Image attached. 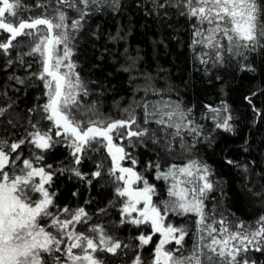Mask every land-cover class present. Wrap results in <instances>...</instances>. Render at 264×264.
<instances>
[{"label": "trees", "instance_id": "trees-1", "mask_svg": "<svg viewBox=\"0 0 264 264\" xmlns=\"http://www.w3.org/2000/svg\"><path fill=\"white\" fill-rule=\"evenodd\" d=\"M183 2L107 0L86 9L88 15L74 33L73 62L86 89L81 103L106 119L134 113L140 127L147 129V135L134 141L132 153L138 169L155 188L154 202L161 208L162 201L169 199L172 181L158 179V172L166 173L173 165L182 167L195 161L207 167L213 185L203 199L206 223L218 230L222 219L231 231H237L239 224L244 229L255 228L264 216V41L254 49H241L243 55H233L226 50L227 40L221 38L225 48L217 61L215 50L194 43L201 39L194 35L201 26L182 14L187 11ZM20 3L19 19L52 17L57 9L67 13L68 22L79 19L74 10L57 0ZM257 3L264 22V0ZM19 19L7 18L15 24ZM7 36L0 30V42ZM32 46L31 37L21 36L7 55L0 50V142L10 145L24 141L10 156L20 157L16 173H20L25 159L45 168L52 176L47 191L52 197L49 212L53 216L65 220L70 213L64 209L72 212L83 208L86 222L75 224V231L93 237L96 233L89 229L101 227L122 243L115 255L96 253L103 264H132L137 255L142 264H151L157 235L141 247L137 237L149 233V229L121 223L122 204L108 174L111 161L106 151L92 143L80 153L77 164L70 141L57 137L56 129L46 119L44 88L37 78L38 58L27 55ZM161 101L178 105L185 112L188 126L182 127L178 135L175 128L157 125L154 119L145 123L144 105L151 108ZM226 117H231L230 130L217 127ZM193 128L195 131H190ZM37 130L52 136V145L44 152L29 142V134ZM34 154L42 155L43 160L35 161ZM77 171L80 176L75 174ZM96 171H100L99 177H93ZM167 220L185 231L178 255L190 254L201 235L203 243L210 242L206 231L198 233L195 215L169 212ZM65 244L61 252L45 254L47 264H57L56 257L60 258L59 264H64ZM203 251L207 253V249ZM244 256L250 264H264V251L250 250L241 258ZM201 259L209 264L205 256Z\"/></svg>", "mask_w": 264, "mask_h": 264}, {"label": "snow or ice", "instance_id": "snow-or-ice-1", "mask_svg": "<svg viewBox=\"0 0 264 264\" xmlns=\"http://www.w3.org/2000/svg\"><path fill=\"white\" fill-rule=\"evenodd\" d=\"M106 2L107 0H57L58 4L65 5L79 15V19L73 18L69 25V17L62 9H57L52 17L39 16L24 20L18 17V10L22 6L20 0H0V30L8 34L6 41L0 42V50L7 55L13 42L21 36L38 41L27 55H39L41 58L42 71L38 79L44 82L47 90L45 94L48 100L43 106L46 119L56 129L57 137L70 141L69 146L74 149L72 154L77 164L80 163L77 153L83 152L92 143H100L106 148L111 158L108 174L113 177L115 194L122 204L121 223L137 228H150V234L145 232L137 237L141 247L148 245L153 236L159 234L151 264H204L202 255L209 264H250L246 256H241L250 250L264 251V216L260 217L255 228L244 229L243 224H239L237 231H231L223 219L219 221V230L213 224L206 223L203 199L213 187L208 180L206 166L191 161L182 167L173 165L166 173L158 172V179L172 181L167 192L169 199L162 201L161 208L154 202L157 195L155 188L133 167L122 165L127 153L123 146L114 142L115 138L143 137L147 135V129L132 130L131 126L136 123L134 117L109 123L90 120L86 127L73 118L71 109L79 106L77 98L82 93L86 94V89L70 59V43L73 39L71 33L81 27V20L88 15L86 9ZM183 7L187 11L182 14L189 19L194 18L196 24L201 26L194 33L201 39L194 43L215 50L217 61L222 59L221 53L225 48L221 38L227 40L226 50L233 55H243L241 49H254L264 41V22L261 21L262 13L257 0H184ZM7 16L19 19V23L8 21ZM204 25L208 27L205 29ZM59 46H62V55ZM204 62L206 61L202 60ZM144 107L145 123L154 119L157 125L175 128L177 135L182 127L188 126L185 124L186 114L178 105L161 101L151 108L147 104ZM210 111H216L217 114L219 112L212 109ZM229 119L231 117L224 118L223 124L218 123L217 127L230 130ZM121 129L126 131L121 133ZM190 131L194 132L195 129ZM29 135V142L40 152L51 147L52 136L49 132L41 133L37 130ZM23 143L24 141H20L8 145L0 142V264H47L45 254L61 252V245L65 241L64 264H103L96 253L102 251L115 255L122 243L108 236L101 227L89 229L96 233L93 237L75 231V224L86 222L87 213L83 208L72 212L64 209L65 213H70V217L65 220L49 212L52 197L45 185L51 181V174L43 167H35L33 161L27 159L23 160V168L17 174L16 160L20 157L10 159L11 153H15ZM34 155L35 161L43 160L42 155ZM132 163L135 165L134 160ZM75 174L80 176L78 171ZM100 175V171L93 173V177ZM180 177L185 179L181 180ZM138 183H142L143 187H134ZM34 193L39 195V199H33ZM169 212L195 215L198 233L206 231L210 242L203 243L204 237L201 235V241L190 254L176 255L182 247L185 231L165 223ZM42 218L51 219L50 226L56 229L59 238L41 226ZM217 231L220 233L219 239L215 235ZM173 242L177 247L169 249L167 245ZM204 249L211 255L205 253ZM76 250H79V254ZM56 260L59 264L60 258L56 257ZM132 264H142L141 257L137 255Z\"/></svg>", "mask_w": 264, "mask_h": 264}, {"label": "rangeland", "instance_id": "rangeland-1", "mask_svg": "<svg viewBox=\"0 0 264 264\" xmlns=\"http://www.w3.org/2000/svg\"><path fill=\"white\" fill-rule=\"evenodd\" d=\"M8 17H10V18H13V17H11V16H7L6 17V19L8 18ZM12 20V19H11ZM67 23L70 25L71 24V21L70 22H68L67 21ZM69 31H71L70 29H69ZM75 33V32H74ZM74 33H71V35L73 36V39L71 40V43H70V47H71V49H72V56H71V61H72V63L74 64V62H73V58H74V55H75V48H74ZM31 39H32V41H33V46H34V44L36 43V42H38L37 40H35L34 38H32L31 37ZM60 47V54L62 55V46H59ZM36 57L38 58V62H39V65H40V68H39V72L37 73V78H38V76H39V74L41 73V71H42V68H41V63H40V61H41V58H40V56L39 55H36ZM66 70V69H65ZM76 72V71H75ZM40 80V79H39ZM41 82H42V84H43V88H44V82L42 81V80H40ZM46 89L44 88V105L47 103V100H48V97H47V95L45 94L46 93ZM83 95V93L81 94V95H79L78 96V101H79V106L78 107H74V108H72L71 109V112H72V116H73V118L74 119H76L77 121H80V122H82V124H83V126L84 127H86L87 125H88V123H89V121L90 120H94V121H101V122H104V123H109V122H113V121H118V120H130L131 118H135V121H136V123L135 124H133L131 127H132V130H134V131H138V130H143V128H141L140 127V125L138 124V121H137V118H136V116H135V114L134 113H130V114H128L127 116H125L124 118H121V119H106V118H103L102 116H100L99 115V113H97L95 110H88L87 108H85V106L81 103V99H82V96ZM62 131V130H61ZM121 131V133H124L126 130L125 129H121L120 130ZM33 133V132H32ZM142 137H140V138H137V137H132L131 139H128V138H115L114 139V142L115 143H117V144H120L121 146H123L124 147V149H125V152L127 153V158H126V160L128 161V163H127V165H128V167H133L134 168V170L138 173V174H140L145 180H146V178L144 177V175H143V172L141 171V170H139L138 169V166H137V163H136V160H135V157L133 156V153H132V149H133V147H134V141H136V140H139V139H141ZM55 142H57L56 140H54ZM68 141V140H67ZM98 144H100V143H98ZM52 145V144H51ZM98 147H101L104 151H106V153H107V150H106V148L102 145V144H100ZM72 151V153H73V151H74V149L72 148L71 149ZM108 154V153H107ZM77 155L80 157L81 155H80V153H77ZM72 156H73V154H72ZM110 158V157H109ZM135 161V165H133V163H132V161ZM110 161H111V158H110ZM36 167V166H35ZM127 167V166H126ZM113 178V177H112ZM38 179V178H37ZM183 179H185V178H181V180H183ZM47 185L48 184H46L45 185V187H46V189H47ZM149 185H151V184H149ZM152 186V185H151ZM134 187H143V184L142 183H138L137 185H134ZM153 187V186H152ZM34 196H35V198H37V199H39V195L38 194H35L34 193ZM155 198V197H154ZM133 215H135V213L133 214ZM165 223L166 224H172L171 223V221H169V220H167V217H166V219H165ZM51 219L50 218H42L41 219V226H43V227H45V230L46 231H49V232H52L54 235H57V237L59 238V233H57V231H56V229H54V228H52L51 226ZM75 226V225H74ZM142 227H144V226H142ZM75 228V227H74ZM149 229V233L148 234H150L151 233V230H150V228H148ZM71 230V229H70ZM218 234V236L219 237H217L218 239L220 238V233L218 232L217 233ZM157 235V241L159 242V234H156ZM65 243H67V241H65ZM169 246H172V249H175L177 246L175 245V243L173 242V243H170L169 245H167V247H169ZM76 252H77V254H79V250H76ZM178 253L179 252H177L176 253V255H178Z\"/></svg>", "mask_w": 264, "mask_h": 264}, {"label": "flooded vegetation", "instance_id": "flooded-vegetation-1", "mask_svg": "<svg viewBox=\"0 0 264 264\" xmlns=\"http://www.w3.org/2000/svg\"><path fill=\"white\" fill-rule=\"evenodd\" d=\"M2 51V50H1ZM127 163H128V161L125 159L124 161H122V165L124 166V167H128V165H127Z\"/></svg>", "mask_w": 264, "mask_h": 264}]
</instances>
